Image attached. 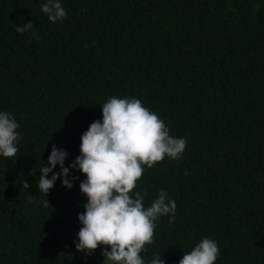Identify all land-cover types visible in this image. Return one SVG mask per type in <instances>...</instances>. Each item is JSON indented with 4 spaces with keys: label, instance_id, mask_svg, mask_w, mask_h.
Here are the masks:
<instances>
[{
    "label": "trees",
    "instance_id": "trees-1",
    "mask_svg": "<svg viewBox=\"0 0 264 264\" xmlns=\"http://www.w3.org/2000/svg\"><path fill=\"white\" fill-rule=\"evenodd\" d=\"M43 2L0 0V110L20 133L0 157V264H102L99 246L86 259L74 248L84 175L70 170L72 187L58 178L45 197L37 183L52 145L65 166L79 154L111 96L140 99L187 141L131 190L147 207L165 189L177 208L140 255L177 264L209 237L214 264H264V0H61L56 22ZM28 21L39 40L15 30Z\"/></svg>",
    "mask_w": 264,
    "mask_h": 264
},
{
    "label": "clouds",
    "instance_id": "clouds-1",
    "mask_svg": "<svg viewBox=\"0 0 264 264\" xmlns=\"http://www.w3.org/2000/svg\"><path fill=\"white\" fill-rule=\"evenodd\" d=\"M40 11L51 22L67 14L61 0H44ZM15 30L40 39L31 21L15 26ZM100 111L101 118L93 120L80 135L79 154L67 166L64 161L68 153L52 145L46 162L40 160L37 188L45 197L58 178L61 186L72 187L76 177L69 176L70 170L84 175L78 188L86 202L84 211L77 213L80 227L73 242L83 258L99 246L102 264H166L161 252L153 253L147 261L140 253L152 243L158 219L165 215L169 222L174 219L176 202L167 190L160 189L146 207L144 196L131 190L145 166L150 168L165 156L180 159L187 141L170 135L158 114L136 97L111 96L100 105ZM18 128L14 115L0 110V157H13L18 152ZM56 166L59 170L53 171ZM20 183L22 188H29L27 181ZM42 204L49 206L46 198ZM219 252L214 239L202 237L177 264H214Z\"/></svg>",
    "mask_w": 264,
    "mask_h": 264
}]
</instances>
